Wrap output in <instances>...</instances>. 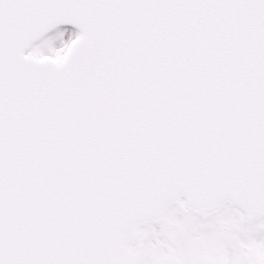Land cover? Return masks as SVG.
<instances>
[{"label": "snow or ice", "instance_id": "snow-or-ice-1", "mask_svg": "<svg viewBox=\"0 0 264 264\" xmlns=\"http://www.w3.org/2000/svg\"><path fill=\"white\" fill-rule=\"evenodd\" d=\"M0 264H264V0H0Z\"/></svg>", "mask_w": 264, "mask_h": 264}]
</instances>
